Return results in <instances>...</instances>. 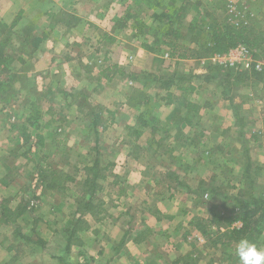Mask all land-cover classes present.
Masks as SVG:
<instances>
[{
  "label": "rangeland",
  "instance_id": "1",
  "mask_svg": "<svg viewBox=\"0 0 264 264\" xmlns=\"http://www.w3.org/2000/svg\"><path fill=\"white\" fill-rule=\"evenodd\" d=\"M26 1L0 0V44L14 61L36 44V36L50 35L55 29L57 36H64L63 26L73 21L67 14L75 0L58 2L57 10L67 16L46 9L41 18L32 14L23 19L19 6ZM115 1L121 17L113 22L117 26L124 22L117 28L116 56L106 57L101 42L89 43L100 56L86 64L80 61L77 69L73 56L69 61L75 63L70 66L74 76L62 82L66 86L61 92L22 99L15 87L17 73L10 67L8 72L0 69L1 127L14 128L5 140L9 143L0 149V203L24 210L16 226L0 231V264H62L58 258L70 264H238L230 251L213 244L218 230L229 231L215 216L230 214L232 198L253 194L264 200L260 165L264 153L248 143L250 132L262 123L251 125L250 120L260 118L261 108L254 103L264 100V80H228L226 71H235L210 58L193 63L167 61L163 55L169 52L170 41L163 32L158 36L164 43L153 46L156 54L144 51L141 44H153L152 31L161 26L152 17L172 14L182 3L186 9L181 25L173 26L181 31V42L206 37L213 25L223 28L246 22L262 38L253 53L256 61L264 63V0ZM42 2L47 8L54 0ZM194 25L197 32L191 33L189 26ZM195 68L209 69L216 77L206 82L202 73L192 75ZM64 69L68 71V65ZM171 74L189 75L198 91L186 96L172 91L168 98V91L148 77L166 81ZM100 97L108 105L100 104ZM188 103L200 107L194 119L198 125L185 121ZM208 108H220L225 115L219 118V113L202 110ZM139 115L147 128L137 123ZM36 116L38 127L33 128ZM171 116L182 135L170 140ZM182 129H188L187 133ZM174 145L179 147L176 153L166 152ZM94 163L99 177L92 184ZM122 164H129V169L143 167L141 178L133 176L138 180L134 190L130 191L126 175L118 169ZM128 192L133 193L129 200ZM164 203L175 211L160 214L157 204L163 209ZM200 219L211 232L207 237L190 225ZM150 222L155 224L154 232L147 227ZM16 230L29 241L16 235ZM108 236L116 247L100 256ZM69 238L70 253L66 254ZM259 241L264 248V226ZM176 246L179 253L174 254Z\"/></svg>",
  "mask_w": 264,
  "mask_h": 264
},
{
  "label": "crops",
  "instance_id": "2",
  "mask_svg": "<svg viewBox=\"0 0 264 264\" xmlns=\"http://www.w3.org/2000/svg\"><path fill=\"white\" fill-rule=\"evenodd\" d=\"M59 1L60 0H54V2H52V5H48L46 8L45 3L42 2V0H27L25 3L19 6V13L22 11L23 19L28 16L30 17L32 14H34L37 18H39V16L41 18L42 16H44L46 9H51L56 13V11H58V7L61 6V3H58ZM251 1L255 3V0ZM119 6V2L115 0H75L70 6L69 12L67 14L73 21L71 23H68L66 26H63V28L66 30L64 32V36L56 35L57 30L55 29V24H53L54 27L52 29H55V31H52L50 35L36 36V44L32 46V48H28L29 50L27 51L26 55L24 53V56H21L23 63L20 64L18 63V61H14L15 63H13L12 67L10 68L12 73L15 72L18 75V82L16 83L15 87L20 92L19 95L22 97V99H29L30 97L31 99L40 98L41 96H44V92L49 93L51 91V94L53 92H61L62 89H64L66 86L62 82L65 81L67 77L74 76V72H71L70 69V66L72 64L76 63L77 69L79 67L78 63L80 61L85 63L89 58L100 56V53L95 55V52L92 51L90 46H88L91 42L98 41L99 43L101 42L102 44H104L102 47L103 53L106 54V57L116 56L114 53H116V51L120 47V36H117L118 29L114 27L115 24L113 21L121 17ZM64 12L65 11H58L57 14L67 16L66 14H64ZM88 52L89 55L87 57H84ZM112 53L113 55H111ZM73 56L74 58H77V62L75 61V63L72 62L71 64V61L69 60H71ZM160 59L164 60L161 57ZM166 60L171 61L169 59ZM90 63H92V60L90 61ZM179 63H193V61H179ZM119 64L122 65L121 62H119ZM65 65H68V71L64 69ZM189 66L191 67L192 65L189 64ZM199 73H202L201 75L203 76L204 73H207V71H204V69H202L201 71H197V69L195 68L192 72V75H198ZM194 87L198 91V86ZM101 94L105 95V92ZM100 104L108 105V103L105 102L104 98L102 97H100ZM255 104H258V106L261 108V114L260 118L258 119L251 118L250 124L258 125L259 120L262 121V123L260 126H258V128H253V130L250 132L251 137L248 139V143L252 149H256L257 152L260 151V153H264V100L262 102H255L254 105ZM202 110H205L208 114L219 113L217 114L219 118L225 115L223 114V112H221L222 110L220 108H217V111H212L210 108ZM172 117L174 116L170 117V124L172 125L168 127L170 140L173 139V137H175L176 135H180L174 128L176 119H173ZM1 124L2 120L0 118V149L7 146L9 141L5 142V140L8 138L10 132H12L14 129H8L3 126L1 127ZM187 130L188 129H182V132L187 133ZM255 137L258 140H255ZM16 140L22 142L19 136H17ZM170 150L176 153L179 150V147H175L174 145ZM126 165L122 164V167L120 168L119 166L118 169H121L123 171V175H126L123 176V178L127 179V182L131 187V191L136 188L134 187V185L138 184V180L135 181L133 176H138V179L141 178V170L143 169V167L139 164L138 166H134L137 168L129 169V164ZM260 165L261 167H263L262 169H264V162L261 161ZM128 170L130 171L128 172ZM129 179H131L130 182ZM132 194L133 193L131 192L127 193L128 200L132 197ZM121 195H124V193H122ZM172 202L175 203L174 201ZM165 204L166 203H164V205ZM157 206L159 209L157 210L160 212V214L165 213L164 211H167L166 214H171L175 211L173 210L174 207L171 204H166V207L163 209L161 206H159V204H157ZM133 220H135V215L133 217ZM141 224L143 226L144 223L141 222ZM147 227H149V229L154 232V228L152 227H155V224H152V222H150L149 224H147ZM108 228L111 229L112 227L108 225ZM149 234L151 235V233L148 232L147 235ZM143 237L144 236H141L140 238ZM145 238L147 237H144V239ZM104 241L108 243L102 250L100 256H107V254H109L107 250H112L116 247L114 246L113 241L110 243L111 238L109 236L106 237ZM178 248L179 247L176 246L173 252L174 254L179 253V251H177ZM112 254L114 255L115 253L113 252Z\"/></svg>",
  "mask_w": 264,
  "mask_h": 264
},
{
  "label": "trees",
  "instance_id": "3",
  "mask_svg": "<svg viewBox=\"0 0 264 264\" xmlns=\"http://www.w3.org/2000/svg\"><path fill=\"white\" fill-rule=\"evenodd\" d=\"M180 6L175 10H173L172 14H169L168 12H164L161 15H155L153 18L154 23L156 22L160 27L154 28L152 31L153 36V44L148 43H142L141 48L151 54H156V50H154L153 46H159L162 42V38L158 36L159 32H163L164 38L166 40L170 41L169 46V52L167 53L168 58L175 62L179 63V61H187V60H198V59H209L213 56H221L226 54L230 49L235 48L237 46H243L247 48L248 50L256 52L259 50L260 42L262 41L261 36H257L255 33L254 26L252 24H248L246 22L239 23L237 26H230L225 25L223 28H219L218 26L213 25L210 29V32L208 33L206 37H199V38H191L188 42H181L182 39V33L178 28H173L174 24L176 26L181 25V21L183 19V13L186 9L185 4H179ZM21 14V12H20ZM251 15V14H250ZM20 16V15H19ZM18 16V18H19ZM249 16V15H248ZM253 17L251 16L250 20L253 21ZM18 20L14 21V23H17ZM123 24L116 26L115 28H122L124 25V22L121 21ZM166 22V24H165ZM120 24V23H118ZM203 24V22H202ZM197 26H189V30L191 33L197 32ZM199 36V35H195ZM173 39L174 42H171ZM162 43V44H163ZM3 45V44H2ZM14 63V60L12 58H9L5 54V50L3 46L0 44V69L2 72H8L9 67L11 68ZM18 63H23V60H18ZM208 74L206 76H202L206 82H211L215 79V74ZM152 77V81L156 83H160L161 87H164L168 91V98L170 97L169 93H177L179 92L180 95L186 96L193 92H195V87L189 82L190 77L179 75V74H171L166 78V81H164L161 78H156L155 75L148 76ZM225 77L229 79H233V81H241L246 80L249 81L252 77H256L258 79L264 80V76L262 74H257L255 72H252L248 74L247 72H238L235 71L234 73L232 71H226ZM139 80V78H138ZM192 80V79H191ZM231 101V100H230ZM188 111L189 118H187L185 121L189 126H192L194 123H199V120L194 121L196 114H198L200 107L195 104L188 103L185 107ZM38 114V113H37ZM144 116L139 115L137 117V123L142 126L143 128L148 127V123L143 120ZM38 116L35 117V122L32 124L31 127L37 128L38 127ZM95 123V121H94ZM156 128V126H155ZM132 130V127L129 126V128ZM137 136L141 137V132H137ZM256 138V137H255ZM255 140H258L257 138ZM166 152H172L170 149H168ZM249 163V160H247ZM250 165V164H249ZM97 163H94L92 170L94 171L93 177L90 179L92 184H95L96 179H98V174L96 173L97 169ZM261 169V168H257ZM69 178V177H66ZM70 181H72L71 178H69ZM178 186H181V184H177ZM182 191L183 189L186 190V192H191L189 188H183L179 187ZM53 189V188H52ZM124 192H120V195ZM215 195L220 196L218 193L214 192ZM226 199V197H225ZM232 202H234V208L228 214L227 216L224 215H218L217 222H224L225 226L229 229L228 232H220L218 229V238H215L213 240V244H218L223 247H225L228 251L231 253V259L234 260L235 263H238V259L234 254V250L236 247V244L241 239H248L251 242L256 243L259 247H261L260 244V237L263 231L264 226V200L261 198L255 197L253 194H250L248 197H238V198H232ZM87 208L89 206V202L86 204ZM23 208H12L8 205L7 202L0 203V231L2 228L13 226L19 222V220L23 217ZM238 224L239 226H235ZM190 225L197 230L202 236L207 237L211 232L209 231L208 226L202 223V220H192L190 222ZM16 226V225H15ZM73 233V232H72ZM16 235L20 236V238L24 239L25 241H29L28 238L25 236H22L19 234V231L16 230ZM72 237V235H71ZM70 238L68 239V242L65 247V253H70V244H69ZM64 253V254H65ZM58 262L62 264H70L67 262H64L61 258L57 259Z\"/></svg>",
  "mask_w": 264,
  "mask_h": 264
},
{
  "label": "built area",
  "instance_id": "4",
  "mask_svg": "<svg viewBox=\"0 0 264 264\" xmlns=\"http://www.w3.org/2000/svg\"><path fill=\"white\" fill-rule=\"evenodd\" d=\"M164 59H169L167 53ZM210 61L220 65V67L238 72H255L264 76V63L258 62L254 58V53L243 46L230 49L226 54L213 56Z\"/></svg>",
  "mask_w": 264,
  "mask_h": 264
},
{
  "label": "clouds",
  "instance_id": "5",
  "mask_svg": "<svg viewBox=\"0 0 264 264\" xmlns=\"http://www.w3.org/2000/svg\"><path fill=\"white\" fill-rule=\"evenodd\" d=\"M234 254L238 264H264V248L248 239L237 242Z\"/></svg>",
  "mask_w": 264,
  "mask_h": 264
}]
</instances>
